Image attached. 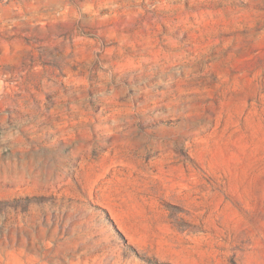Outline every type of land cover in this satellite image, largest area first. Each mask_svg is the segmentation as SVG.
<instances>
[{"label":"rangeland","instance_id":"obj_1","mask_svg":"<svg viewBox=\"0 0 264 264\" xmlns=\"http://www.w3.org/2000/svg\"><path fill=\"white\" fill-rule=\"evenodd\" d=\"M149 170L205 193L175 264H264V0H0V264H172L95 201Z\"/></svg>","mask_w":264,"mask_h":264},{"label":"crops","instance_id":"obj_2","mask_svg":"<svg viewBox=\"0 0 264 264\" xmlns=\"http://www.w3.org/2000/svg\"><path fill=\"white\" fill-rule=\"evenodd\" d=\"M150 163L158 164V158ZM146 176L150 179L144 189L98 186L93 188L94 199L106 208L126 244L138 254L175 264L187 253L190 235L186 222L203 214L205 193L194 188L187 173L180 181L161 170H149Z\"/></svg>","mask_w":264,"mask_h":264},{"label":"trees","instance_id":"obj_3","mask_svg":"<svg viewBox=\"0 0 264 264\" xmlns=\"http://www.w3.org/2000/svg\"><path fill=\"white\" fill-rule=\"evenodd\" d=\"M101 210L102 211H105L103 208H101ZM109 219H110V222L112 221V219L109 217ZM112 223H113V221H112ZM113 226H114V229H115V231L123 238V240H125L124 239V237H123V235L121 234V232L115 227V225H114V223H113ZM129 248H131L132 250H133V252L137 255V256H139V257H141L142 259H145V260H148L149 258H146V257H144V256H142V255H140V254H138L131 246H129L128 244H126ZM148 261H150V260H148Z\"/></svg>","mask_w":264,"mask_h":264}]
</instances>
